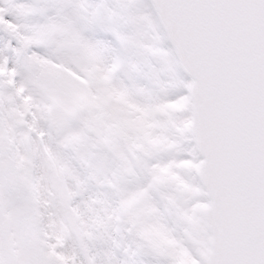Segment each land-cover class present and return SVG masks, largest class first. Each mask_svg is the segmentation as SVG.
<instances>
[{
  "label": "snow or ice",
  "instance_id": "6c2138e0",
  "mask_svg": "<svg viewBox=\"0 0 264 264\" xmlns=\"http://www.w3.org/2000/svg\"><path fill=\"white\" fill-rule=\"evenodd\" d=\"M0 264H264V0H0Z\"/></svg>",
  "mask_w": 264,
  "mask_h": 264
}]
</instances>
